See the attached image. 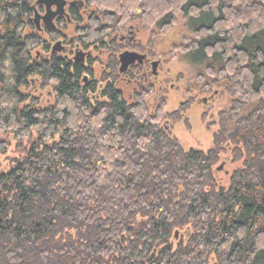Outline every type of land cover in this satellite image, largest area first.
<instances>
[{
  "label": "trees",
  "instance_id": "trees-1",
  "mask_svg": "<svg viewBox=\"0 0 264 264\" xmlns=\"http://www.w3.org/2000/svg\"><path fill=\"white\" fill-rule=\"evenodd\" d=\"M37 1L0 0V158L12 141L17 151L0 162V264H264V0H67L61 30L43 34ZM179 16L194 39L173 55L200 69L204 97H230L207 152L166 127L195 98L152 112L153 86L131 100L117 87L118 33L136 22L163 32ZM59 38L110 52L101 78L97 58L62 56Z\"/></svg>",
  "mask_w": 264,
  "mask_h": 264
},
{
  "label": "rangeland",
  "instance_id": "rangeland-1",
  "mask_svg": "<svg viewBox=\"0 0 264 264\" xmlns=\"http://www.w3.org/2000/svg\"><path fill=\"white\" fill-rule=\"evenodd\" d=\"M68 6L67 12L69 13ZM40 8L37 6L38 13L40 16H44L46 9L45 7L43 10ZM57 20L55 21V28L60 29ZM87 20H89V11L84 13L85 24L88 23ZM76 27V23H68L64 33L73 37ZM39 29L42 30L39 32L43 34L48 28L41 21ZM117 39L119 44L124 47L121 49V52L126 50L138 52L148 57L147 64H144L142 72L136 74L135 77L120 73L117 87L131 100L137 89H140L142 86H153L155 91L148 99V105L152 112H154L159 102L163 99L167 101L166 113L171 114L177 111L183 103L191 98H195V103L184 116V120L175 123L169 122L166 124V127L173 136L177 137L184 150L209 151L213 146V135L219 128L220 113L229 109L230 97L222 89L219 91L215 89L211 94L204 97L199 90L201 88L198 80L200 69L186 60L179 50L173 55L174 47L194 39L190 23L182 16H179L176 25L162 32L157 27L145 31L142 29L140 23L136 22L129 26L126 31L118 33ZM54 46L62 56L70 55L71 60L78 58L85 65H87L89 56L93 57V59L97 58L98 61L94 65L97 78H101L102 74L106 71L105 64L108 63V53L111 55L106 50L81 51L80 48H73L66 44L65 41L63 42V38H59L54 43ZM153 63H157L156 68L153 67ZM41 92L33 89L30 93L33 95L42 94L44 96L43 104H49V94L44 91ZM204 118L206 121H204ZM229 125L232 127L233 123L230 122ZM15 146L16 143L12 141V147L8 155L0 158L1 163L5 165L9 158H13L17 154ZM229 162V159H224L222 167L217 171L222 185L225 186L228 184L229 177L234 169Z\"/></svg>",
  "mask_w": 264,
  "mask_h": 264
},
{
  "label": "water",
  "instance_id": "water-1",
  "mask_svg": "<svg viewBox=\"0 0 264 264\" xmlns=\"http://www.w3.org/2000/svg\"><path fill=\"white\" fill-rule=\"evenodd\" d=\"M37 6H43L46 9L44 16H40L37 8L35 7V23L38 28H40V23L43 21L44 25L48 29L55 27V20L59 17H64L67 15V6L69 3L67 0H38ZM55 8V10H54ZM146 60V56L141 55L136 52L126 51L120 55V72L126 73L129 68L133 65L143 64ZM157 63H153V67L156 68Z\"/></svg>",
  "mask_w": 264,
  "mask_h": 264
},
{
  "label": "flooded vegetation",
  "instance_id": "flooded-vegetation-1",
  "mask_svg": "<svg viewBox=\"0 0 264 264\" xmlns=\"http://www.w3.org/2000/svg\"><path fill=\"white\" fill-rule=\"evenodd\" d=\"M40 7H41V8H42V10H43V6H40ZM41 8H40V9H41ZM54 10H55V9H54ZM66 10H67V8H66ZM45 12H46V10H45ZM57 19H58V18H57ZM57 19H56V20H57ZM56 20H55V21H56Z\"/></svg>",
  "mask_w": 264,
  "mask_h": 264
}]
</instances>
